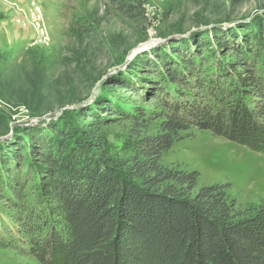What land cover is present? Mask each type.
Segmentation results:
<instances>
[{
    "label": "rangeland",
    "instance_id": "374dc122",
    "mask_svg": "<svg viewBox=\"0 0 264 264\" xmlns=\"http://www.w3.org/2000/svg\"><path fill=\"white\" fill-rule=\"evenodd\" d=\"M127 1L133 13L112 0H0V238L15 245L0 248V264H37L22 240L23 218L44 213L47 195L40 170L46 165L34 149L54 154L63 143L58 152L70 157L79 143L90 155L132 156L128 117L159 107L135 94L145 81H159L151 63L155 50L172 59L174 47L197 55L205 42L211 53L202 69L218 59L236 61L235 53L214 44L213 32L230 46L251 36L264 55V0ZM175 34L184 36L155 42ZM142 43L147 47L126 61ZM129 82L131 91L120 86ZM157 123L151 121L147 133ZM161 163L197 171L198 185H225L241 208L264 206V152L192 128L180 133Z\"/></svg>",
    "mask_w": 264,
    "mask_h": 264
},
{
    "label": "trees",
    "instance_id": "16d2710c",
    "mask_svg": "<svg viewBox=\"0 0 264 264\" xmlns=\"http://www.w3.org/2000/svg\"><path fill=\"white\" fill-rule=\"evenodd\" d=\"M112 1L125 14L135 11L127 0ZM211 34L236 61L202 69L211 53L205 42L197 55L178 47L172 59L153 52L159 81H145L135 94L159 107L128 117L135 136L129 159L90 155L79 143L70 157L58 152L63 143L54 154L34 149L46 165L47 195L44 213L23 218L22 240L37 264H264V206L241 208L225 185H198L197 171L161 163L192 128L264 152V55L251 36L230 46ZM153 120L155 132L147 133ZM12 244L0 238V248Z\"/></svg>",
    "mask_w": 264,
    "mask_h": 264
},
{
    "label": "water",
    "instance_id": "95a60500",
    "mask_svg": "<svg viewBox=\"0 0 264 264\" xmlns=\"http://www.w3.org/2000/svg\"><path fill=\"white\" fill-rule=\"evenodd\" d=\"M181 36H184V35H172V36H168L167 38H164V39H161V40H155L156 43H161V42H164V41H167L169 39H173V38H177V37H181ZM147 43H142L140 45H137L136 47H134L131 52L128 54V56L126 57V61L130 60L131 58H133L137 52H139L140 50L146 48L147 46ZM125 61V63H126ZM124 63V64H125Z\"/></svg>",
    "mask_w": 264,
    "mask_h": 264
},
{
    "label": "built area",
    "instance_id": "2783aa9c",
    "mask_svg": "<svg viewBox=\"0 0 264 264\" xmlns=\"http://www.w3.org/2000/svg\"><path fill=\"white\" fill-rule=\"evenodd\" d=\"M37 10V9H36ZM37 12H38V10H37Z\"/></svg>",
    "mask_w": 264,
    "mask_h": 264
}]
</instances>
